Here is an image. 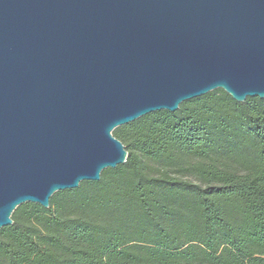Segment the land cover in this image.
<instances>
[{"label":"water","instance_id":"95a60500","mask_svg":"<svg viewBox=\"0 0 264 264\" xmlns=\"http://www.w3.org/2000/svg\"><path fill=\"white\" fill-rule=\"evenodd\" d=\"M217 89L264 99V0H0V230L125 164L115 129Z\"/></svg>","mask_w":264,"mask_h":264},{"label":"trees","instance_id":"16d2710c","mask_svg":"<svg viewBox=\"0 0 264 264\" xmlns=\"http://www.w3.org/2000/svg\"><path fill=\"white\" fill-rule=\"evenodd\" d=\"M113 135L127 162L20 205L0 264H264V99L217 89Z\"/></svg>","mask_w":264,"mask_h":264}]
</instances>
